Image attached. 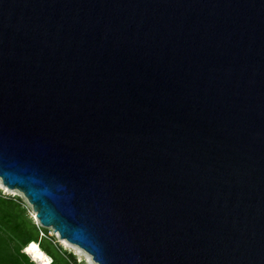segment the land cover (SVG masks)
<instances>
[{
  "label": "water",
  "instance_id": "water-1",
  "mask_svg": "<svg viewBox=\"0 0 264 264\" xmlns=\"http://www.w3.org/2000/svg\"><path fill=\"white\" fill-rule=\"evenodd\" d=\"M0 179L98 264H264V0H0Z\"/></svg>",
  "mask_w": 264,
  "mask_h": 264
},
{
  "label": "trees",
  "instance_id": "trees-1",
  "mask_svg": "<svg viewBox=\"0 0 264 264\" xmlns=\"http://www.w3.org/2000/svg\"><path fill=\"white\" fill-rule=\"evenodd\" d=\"M25 211L18 202L0 196V264H36L24 252L33 241L52 257L51 264H78L72 254L47 235V230L25 218Z\"/></svg>",
  "mask_w": 264,
  "mask_h": 264
},
{
  "label": "rangeland",
  "instance_id": "rangeland-1",
  "mask_svg": "<svg viewBox=\"0 0 264 264\" xmlns=\"http://www.w3.org/2000/svg\"><path fill=\"white\" fill-rule=\"evenodd\" d=\"M0 196L3 198L12 199L21 204L22 208L26 210L25 212H23V216L25 218L30 219L38 227L44 229V231L47 230V235L49 237H52L55 242H58V244L62 247L65 252H67L68 254H72L78 264H98L93 260L92 256L89 255L84 249H82L76 244L70 243L66 239H62L60 237V234L58 232L56 233V231L52 227L42 226L39 219L36 217V213L33 210L32 205L28 202V200L20 191L16 189L6 191L5 189L0 187ZM41 235H43V233Z\"/></svg>",
  "mask_w": 264,
  "mask_h": 264
},
{
  "label": "bare ground",
  "instance_id": "bare-ground-1",
  "mask_svg": "<svg viewBox=\"0 0 264 264\" xmlns=\"http://www.w3.org/2000/svg\"><path fill=\"white\" fill-rule=\"evenodd\" d=\"M0 187L5 189L6 191L12 190L10 188H7V186H5L1 180H0ZM24 252H26L32 258V260L37 264H51L52 262V257L48 253H46L40 247V245L35 241L27 245L24 249Z\"/></svg>",
  "mask_w": 264,
  "mask_h": 264
}]
</instances>
